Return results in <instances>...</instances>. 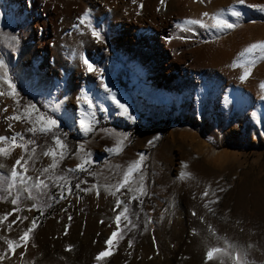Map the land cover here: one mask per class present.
<instances>
[{
  "label": "rangeland",
  "instance_id": "1",
  "mask_svg": "<svg viewBox=\"0 0 264 264\" xmlns=\"http://www.w3.org/2000/svg\"><path fill=\"white\" fill-rule=\"evenodd\" d=\"M67 1L78 11L71 15L69 23L63 24L64 16L45 9L44 0L34 8L29 0H0V12L6 14L0 26L19 23L17 28L21 32L18 45L9 41L6 52L0 50V53L9 63V69H15L27 93L36 98L37 107L48 114L54 113L60 121L56 134L62 141V127L65 128L73 151L71 163L67 165L65 156L63 165L68 170L76 169L84 155L79 151L81 145L92 161L84 178L74 185L67 183L71 192L65 189V198L44 219L35 236L30 235L25 246L15 249L17 261L28 264H264V99H261L264 89L255 91L246 85L229 84L221 79V70L211 60L215 74L191 59L192 47L208 35L206 32L198 35L195 25L187 26L193 31L184 30V21L191 19L188 13L195 2L212 8V0H164L163 4L161 0ZM64 2L60 0L62 8H65ZM235 3L220 6L217 12H227ZM246 5H264V0H245L239 6L246 23H260L259 28L264 30V11ZM85 14L101 32L102 20L108 17L110 46L100 42L95 47L90 39H83V34L91 32L87 23L80 24ZM52 17L63 24L56 33L63 30L64 35L70 34L71 44L56 42ZM227 18L232 22L239 20ZM128 27H132L130 33L126 32ZM126 36L129 40L123 42ZM253 40H240L244 45L242 51L256 42ZM70 48L71 54L66 51ZM83 48L82 55L96 68L103 69V80L107 76L105 83L116 91L121 102L128 104L136 116L134 123L116 114V106L106 98L101 87L99 74L86 71L80 60L79 50ZM236 54L229 62L231 68L243 74L244 67H232L239 58L241 64L251 69L248 78L257 73L260 82H264V60L258 55L240 57V51ZM173 59L175 65L170 67ZM84 90H90L93 103L98 106L95 131L87 134L79 128L81 106L90 111L78 99ZM3 91H8L7 85ZM22 113L12 97L0 96V135L11 137L16 132L24 135L30 123L23 118L7 119ZM125 135L127 139L122 148L115 152L107 150L115 148ZM200 145L217 148L223 155L212 162L207 154L198 153ZM0 147L10 151L7 157L0 155V164L4 166L0 168L1 173L10 174L15 165L10 163L11 158L28 159V153L22 148L8 142H0ZM48 148L59 151L53 138ZM141 154L147 194L137 200L132 199L134 193L127 188L116 191L114 186ZM50 163L52 158L42 153L26 175L34 180L39 176L43 179L41 172ZM16 167L18 173L23 171ZM182 172L190 176L181 178ZM139 175L136 173L135 178ZM60 185L64 187V183ZM87 188L92 191H84ZM58 190L61 196L59 187ZM205 191L207 196L203 195ZM12 198L0 201V217L11 213L0 223V255L7 253L3 261L13 256L7 240H18L32 220H37V207H33L32 199L13 205ZM118 198L124 201L119 208L116 207ZM129 201L136 202V207L129 208L128 213L136 227L122 240L114 239L111 254L98 261L97 254L106 249L105 241L117 229L116 215L125 204L129 207ZM17 207L20 211H13ZM127 224L122 218L119 227ZM211 248L222 251L208 260L206 254ZM238 254L240 261L236 259Z\"/></svg>",
  "mask_w": 264,
  "mask_h": 264
},
{
  "label": "snow or ice",
  "instance_id": "2",
  "mask_svg": "<svg viewBox=\"0 0 264 264\" xmlns=\"http://www.w3.org/2000/svg\"><path fill=\"white\" fill-rule=\"evenodd\" d=\"M135 2V0H134ZM203 2V0H201ZM164 3V0H161V4ZM245 0H236V3L232 5L227 12L221 10L220 12L211 14L212 23H205L204 20L201 19H186L184 21V30L186 31H193L192 28L187 27L188 25H199L200 27L207 28L208 30L215 29L217 32H224L225 30L234 29L238 26L237 23L230 21L227 17L230 15L232 17L240 18L244 15L243 11L240 9V5H244ZM249 8H257L260 11H264V5H246ZM2 15V13H0ZM203 16L209 17L210 14L205 12L203 13ZM87 23L88 28L91 29V35L93 38H95L97 43L104 41V36L101 33V30H99L98 26H93L91 19L87 14H85L84 17L80 18V24ZM177 27H180V25H177ZM15 39V37H13ZM246 55H258L259 59L264 60V41H257L255 43L249 44L240 54V57H244ZM83 65L86 66V71L88 73H98V78L101 80V87L103 88L104 92L106 93V98L113 103L116 106V114L118 116L125 117L129 121H132L133 123L136 121V116L133 115L132 111L129 109V106L126 102H121L120 99L117 98L116 91L113 90L107 83L103 80V69H98L95 67L94 63L91 62L87 56L81 57ZM232 67H244L243 74L239 77L241 81H246L248 77L251 75V69L241 64L240 59L238 58L236 62L233 63ZM7 85L8 91H3V86ZM260 87L264 89V82H261ZM10 96L13 99L16 100L17 104L20 103V93L17 91L16 83L14 82V76L10 74L9 71V63L6 62L4 56L2 53H0V96ZM78 99L82 100L90 109V111H86L83 106L80 108V116H79V128L84 133H91L95 131L94 123H98L95 118V109L96 105H94L93 100L94 98L90 96V90H84L82 95L78 97ZM261 99H264V96L261 97ZM4 111H7V108L4 109ZM106 111V109H105ZM15 118L16 120H21L22 118L31 124L30 127L27 128V133L33 134L35 136L37 133L42 135H48L51 134L54 144L57 146L59 151H57L55 148H48L46 151L43 152L44 156H50L52 158V163H50L47 167L43 168L41 175L44 176L47 175V179L51 181L55 186L60 188L61 196L60 199H64L63 192L65 189L70 193L71 188L67 187V179L64 176H56L54 179L50 175L51 171L56 169L58 167L59 162L65 157L66 154V145L64 142L60 139V137L56 134L57 131L60 128V121L55 117V114H48L46 111H41L39 107H37L36 104L28 102L23 105V113L22 115H15L14 117H7V119L12 120ZM9 128L12 127V124L10 123L8 125ZM66 135V134H64ZM17 138H19L20 143H17ZM127 139V136H123L120 138L117 142V145L115 148H109L107 149L109 152H115L118 149L122 148L125 140ZM0 142H8L13 147H19L22 148L26 153H28V159L24 160V156H21L19 159L15 161V165L12 167L10 172L11 182L7 185V188H0V192L3 194H0V200H5L8 197H13L11 200V203L13 205H17L18 202L21 199V194L23 190L24 192H27L28 199H32L36 201L37 203L33 204V207H38V204L40 202L39 196L41 194L46 195L47 190L50 187L49 183H46L45 179H40L37 177L35 180L31 176H27L26 173L28 171V168L25 166L28 164V161L32 160L34 157V154L36 153V141L35 139L29 138L25 139L24 135L20 132H16L11 137H5L3 135H0ZM151 143V141L149 142ZM29 145H32L31 150L29 151ZM80 152H84V155L80 157L81 163L76 166V169H70L69 171L75 172L77 170L81 172H86L88 170L87 166L92 163L90 157V154L86 153L84 151V146L81 145ZM0 155L7 157L10 155V151L6 147H0ZM24 160V164L21 163V161ZM143 160L144 156L141 154L139 159L137 161L132 162L127 169L123 172L122 180L116 184L114 187L116 191H120L121 189L127 188L129 191L133 192L134 195L132 199H140V197L146 195V189L144 185V176L141 171L143 166ZM23 169L22 172H17V167ZM4 166L0 164V168H3ZM140 173L138 178H135V174ZM190 176V173L182 172L181 178H188ZM0 178H2V174H0ZM64 182V187H61L60 182ZM82 183H86V181H82ZM19 185V187H17ZM15 188V193H13V189ZM76 188H80V184L76 185ZM93 188H96L95 185H93ZM35 189L38 193V195H33L32 190ZM84 191H92V188L84 189ZM111 191V189H109ZM96 194L99 195V190L97 189ZM112 195H115V192H111ZM204 196L208 195V192L205 191L203 193ZM142 202V201H141ZM124 201L120 200L119 198L116 200V207L119 208L121 204H123ZM131 203V201H129ZM207 207V205H205ZM13 211H20V209L14 208ZM130 209L128 207V204L124 205L123 210H121L115 217V221L117 224L116 231H113L111 236L105 241L106 249L99 252L97 254L96 259L99 261L111 254V250L114 247L113 241L120 235L121 229L119 227L122 218L128 222L129 225H131L132 228H135L136 225L132 223L130 217L128 216ZM11 215V213H8L4 215L3 217H0V223H2L4 220L8 219V216ZM19 219V217H17ZM26 220L27 217H24ZM69 220H71V217H69ZM12 223H16V221H12ZM103 223V221H101ZM11 224L8 225L9 229H11ZM37 227L36 219H33L31 222V226L27 228L23 232V234L19 237L18 240H7L8 250L14 255L15 249L17 247H23L27 244V242L30 239V233L34 231V229ZM131 241L129 242V247H131ZM68 250H71V246H69ZM222 250L219 248H211L207 252V259L212 260L214 259L215 254L220 253ZM7 253L0 255V261H2ZM237 261L241 260V257L239 254L236 257Z\"/></svg>",
  "mask_w": 264,
  "mask_h": 264
},
{
  "label": "bare ground",
  "instance_id": "3",
  "mask_svg": "<svg viewBox=\"0 0 264 264\" xmlns=\"http://www.w3.org/2000/svg\"><path fill=\"white\" fill-rule=\"evenodd\" d=\"M42 1L43 0H29V3L34 8V7L38 6L39 3H41ZM44 1H46L45 9H46V7H47V10L50 8L51 11H53L54 15H63L64 16V21L62 22L63 24L69 23L71 21V15L75 11H78V10H76L77 8L72 5V2H69L67 0H64L66 2L65 8L61 7L60 0H44ZM65 2H64V4H65ZM235 2L236 1H232V0H229V2H228V0H214V1L212 0V3H211L212 8H207L205 6H202L199 2H195L192 6L193 8L191 9V11L188 14L190 15L191 19H201V20H204L205 23H212L213 21L211 19V14L216 13L218 7L225 6V5H227V3L232 4ZM79 5H80V3H79ZM83 7H85V6H83ZM78 8H81V7H78ZM81 9L83 10V8H81ZM219 11H221V10H219ZM205 12L209 13L210 16L209 17L203 16V13H205ZM0 13H2V12H0ZM4 19H6V14L2 13V15H0V21H2ZM228 19H230V18H228ZM238 19H239L238 21L235 20L238 24V26L236 28L230 29V30H225L224 32H217L215 29L208 30L207 28L200 27L199 25H195V28H196L195 30L199 33L198 35L202 36V34L203 33L205 34V32H206V34L208 36H202L200 43H198L196 46L192 47L191 59L198 66L203 65V67H206L207 70L209 72H211V74H215L216 69L213 67L214 65H211V63H210V60H211L213 63L216 64L215 66L219 67L218 69L221 70V75H222L221 79L223 81H226L229 84H239L241 86L246 85L248 88H250L252 90L254 89L255 91H257V89L261 88L260 87L261 82H260V78H259L260 75L256 73L254 76H252L251 78H248L246 81H241L239 79V77L242 74L234 71L231 68L229 62L231 59H233L235 57V55H238V54H236L237 52L240 51V53H241L244 45L242 46V44L239 43L240 40H243L244 42H246L247 39L251 40V38H252V40L256 39V42L257 41H264V30H261L259 28V25H261L260 23H256V24L255 23H246V20L243 17H240ZM51 21H52V24L54 26L53 31H54V36L56 38V39L55 38H53V39H55L56 42H59L61 40V41H65L67 44H71V35L70 34L64 35L63 30H61V32L59 31L60 33H58V34L56 33V32H58V28H60V26L63 25L59 22L57 17L56 18L52 17ZM131 28L132 27H128V30L126 32L130 33ZM162 34L163 35L165 34L164 30H162ZM83 39L84 40L90 39V42L93 44V46H95V47L99 46V43H97L96 40L92 37L91 32L83 34ZM126 40H129V36H126V39L123 42H126ZM243 41H242V43H243ZM78 49H79V47H78ZM83 50H84V48L79 50V52H81V57L84 56V55H82ZM52 51H53V53H55L56 48L53 47ZM66 51L69 54H71L70 53L71 48L66 49ZM80 60H81V58H80ZM172 61H174V59L171 60V63H169L170 67H173L175 65V62H172ZM255 62H257V61H255ZM259 70H262V69L259 68ZM105 81H107V76L104 78V82ZM197 151H198V153L207 154L208 160L210 159V161H212V162L219 160L223 155V151H221L217 148H214V147H210L208 145H200V147H198ZM14 159H15L14 157L11 158L10 163L15 164ZM16 256L13 255L11 258H8L7 261L2 260L3 262L0 264H28V262L27 263L20 262V261L18 262L17 261L18 259L16 258Z\"/></svg>",
  "mask_w": 264,
  "mask_h": 264
},
{
  "label": "trees",
  "instance_id": "4",
  "mask_svg": "<svg viewBox=\"0 0 264 264\" xmlns=\"http://www.w3.org/2000/svg\"><path fill=\"white\" fill-rule=\"evenodd\" d=\"M23 17H25V14L23 15ZM102 23L104 24V28L101 32L102 35L104 36L103 42H105L106 44L109 45V43H108L109 29H108V25H107V23H108V17L107 16L102 20ZM17 26L19 27V23L16 25H14V23H13L11 25H1L0 26V50L1 51L6 52V50L8 49L6 47L9 43V41L14 42L15 44H17V40L20 41L21 32H20V30H18ZM13 37H15V39H13ZM9 71H10V74H12L14 76V82L16 83L17 91L20 93V97H21L19 104H17L16 100L14 99L17 106L22 110H23V105L28 103V102L34 103L38 106L36 98L31 96L29 93H27L24 85L18 79L15 69L12 67L9 69ZM24 136L26 139L32 138V139H35V141H36V153L34 154L33 159L29 161L28 166H27V168L30 169V168L34 167L35 162L38 160V158L41 156V154L46 150V148L52 144V136H51V134L42 135L39 133H37L35 136H33V134L27 133V131L25 132ZM30 147L32 148V145ZM72 151H73V149H71V153H72ZM64 159H65V157H64ZM47 175L48 174H46L44 176L46 177V183H49L50 187L47 190L46 195L41 194L39 196L40 202H39L38 207H37L39 214L37 215V220H36L37 227L34 229V231L32 233H30V235L32 237L35 236L37 230L42 226L44 219L52 212V210L54 209L56 204L60 201V196L58 193L59 192L58 187L55 186V184H53L51 181H49L47 179ZM50 175L53 177V179L56 176H64L67 179V183L69 182V183H71V185H74V184H76V182H78L79 180H81L82 178L85 177V172H81V171L71 172L65 168V165H63L62 160H61L58 164V167L56 169L52 170ZM62 183H64V182L61 181L60 184H62ZM0 188H7V184L5 182H3V178H0ZM32 192H33V195H38V193L35 189H33ZM0 194H3V193L0 192ZM25 199H28V198L21 197L18 204H21ZM33 202H34V204L37 203L34 200H33ZM132 207L133 208L136 207V202H132L131 204H129V208H132ZM120 229H121V233L117 237L118 240H122V238L124 236L129 234L132 227H131V225L127 224V225L120 227Z\"/></svg>",
  "mask_w": 264,
  "mask_h": 264
},
{
  "label": "crops",
  "instance_id": "5",
  "mask_svg": "<svg viewBox=\"0 0 264 264\" xmlns=\"http://www.w3.org/2000/svg\"><path fill=\"white\" fill-rule=\"evenodd\" d=\"M62 136H63V141H65V143H66V145H67V147H66V154H65V156H66V158L68 157V161H66V163H67V165L69 164V163H71L70 162V160H71V146H70V143H69V139H70V137L69 136H66V135H64V134H66V131H65V128L64 127H62ZM24 163V162H23ZM26 167L28 166V164L27 165H25ZM28 172H31L29 169H28V171H27V173ZM0 174H2V176L4 177V178H7L8 179V181H5L4 179H3V181L8 185L10 182H11V178H9V175L10 174H7V173H1L0 172ZM7 175H8V177H7ZM39 178H40V176H39ZM43 179H45V181H46V177H44ZM13 190H15V189H13ZM13 193H15V191H13ZM21 197H27V192H26V195H24V194H21ZM6 200V199H5ZM28 199H25L23 202H26ZM0 201H4V200H0ZM22 202V203H23ZM21 203V204H22ZM36 212H37V215L39 214L38 213V210L36 209Z\"/></svg>",
  "mask_w": 264,
  "mask_h": 264
}]
</instances>
